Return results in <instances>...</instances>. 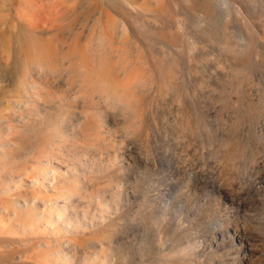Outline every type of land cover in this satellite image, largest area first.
I'll list each match as a JSON object with an SVG mask.
<instances>
[{
	"label": "rangeland",
	"instance_id": "rangeland-1",
	"mask_svg": "<svg viewBox=\"0 0 264 264\" xmlns=\"http://www.w3.org/2000/svg\"><path fill=\"white\" fill-rule=\"evenodd\" d=\"M0 264H264V0H0Z\"/></svg>",
	"mask_w": 264,
	"mask_h": 264
},
{
	"label": "bare ground",
	"instance_id": "bare-ground-1",
	"mask_svg": "<svg viewBox=\"0 0 264 264\" xmlns=\"http://www.w3.org/2000/svg\"><path fill=\"white\" fill-rule=\"evenodd\" d=\"M51 172H52V171H51ZM51 176H53V175H51ZM62 208L65 210V209L67 208V206H64V205H63ZM104 212H105V211H104L103 208H99V213H98V216H99V218H100L99 221H103V220H104V215H105ZM85 223H86V222H85ZM91 223H92V222H87L86 225H91ZM84 228H85V227H84ZM68 245H69V244L66 243V246H65V247L68 248ZM64 254H65V253H64Z\"/></svg>",
	"mask_w": 264,
	"mask_h": 264
}]
</instances>
